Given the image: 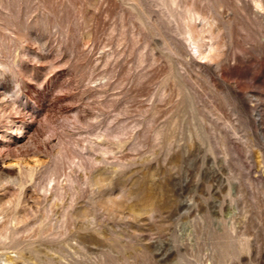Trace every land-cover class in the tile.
<instances>
[{"label": "rangeland", "instance_id": "1", "mask_svg": "<svg viewBox=\"0 0 264 264\" xmlns=\"http://www.w3.org/2000/svg\"><path fill=\"white\" fill-rule=\"evenodd\" d=\"M0 264H264V0H0Z\"/></svg>", "mask_w": 264, "mask_h": 264}]
</instances>
